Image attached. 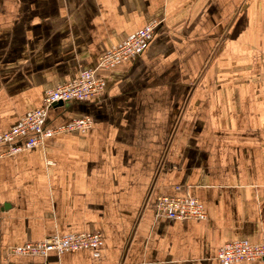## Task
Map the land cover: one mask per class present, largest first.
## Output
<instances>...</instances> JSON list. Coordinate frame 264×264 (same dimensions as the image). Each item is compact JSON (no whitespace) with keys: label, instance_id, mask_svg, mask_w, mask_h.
Masks as SVG:
<instances>
[{"label":"crops","instance_id":"1","mask_svg":"<svg viewBox=\"0 0 264 264\" xmlns=\"http://www.w3.org/2000/svg\"><path fill=\"white\" fill-rule=\"evenodd\" d=\"M153 23L140 55L99 72L100 96L49 109L46 129L90 118L86 133L0 145V264H222L226 243L264 244V0H0V137ZM162 196L204 218L156 215Z\"/></svg>","mask_w":264,"mask_h":264},{"label":"built area","instance_id":"2","mask_svg":"<svg viewBox=\"0 0 264 264\" xmlns=\"http://www.w3.org/2000/svg\"><path fill=\"white\" fill-rule=\"evenodd\" d=\"M157 23H153L136 34L129 36L121 44L105 53L97 68L80 73L74 81L44 92L41 107L28 115L17 126L0 137V145H9L8 154L30 149L40 145L45 139L56 133L77 131L86 133L91 125L90 118L72 120L67 125L46 129L44 123L50 108L68 101H88L101 95L104 80L100 71H106L117 64L140 55L155 32ZM264 86V85H263ZM33 134L28 138L24 147L12 145L16 138ZM202 208L193 198L158 197L154 204L156 215L175 221L194 220L204 218ZM101 243V237L93 235H71L64 237H50L38 243H27L12 249L11 254L19 256H44L48 252H63L81 248H96ZM216 259L222 264L239 261L264 260V244L226 243L217 251Z\"/></svg>","mask_w":264,"mask_h":264},{"label":"water","instance_id":"3","mask_svg":"<svg viewBox=\"0 0 264 264\" xmlns=\"http://www.w3.org/2000/svg\"><path fill=\"white\" fill-rule=\"evenodd\" d=\"M61 103H59L58 105H60Z\"/></svg>","mask_w":264,"mask_h":264}]
</instances>
